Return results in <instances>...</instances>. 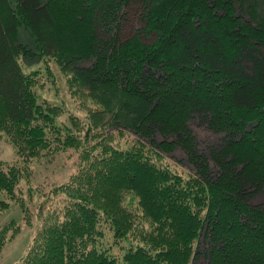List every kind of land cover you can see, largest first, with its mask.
<instances>
[{
	"label": "trees",
	"instance_id": "1",
	"mask_svg": "<svg viewBox=\"0 0 264 264\" xmlns=\"http://www.w3.org/2000/svg\"><path fill=\"white\" fill-rule=\"evenodd\" d=\"M115 1L0 0V134L26 163L0 161V213L14 201L30 225L19 185L30 181L29 162L70 148L79 153L74 173L48 192L62 195V207H49L19 264H264V202H249L264 191V0ZM154 2L168 9L155 30L146 28ZM58 13L73 40L82 26L79 42L67 47L57 38ZM20 23L42 56L88 88L100 107L90 116L96 129L161 127L172 134L183 125L174 116L151 119L152 95L165 77L173 94L163 103L175 102L177 87L190 88L181 104L228 133L213 153L218 172L198 158L196 174L186 178L155 166L135 150L137 139L124 149L109 142L84 148L86 136L72 133L76 119L72 128L57 123L58 107L39 100V72L21 69L18 57L35 53L17 41ZM93 30L110 34L108 51ZM81 58L92 62L78 67ZM19 228L14 221L0 227V252ZM106 232L112 243H127L120 258L101 246Z\"/></svg>",
	"mask_w": 264,
	"mask_h": 264
},
{
	"label": "rangeland",
	"instance_id": "2",
	"mask_svg": "<svg viewBox=\"0 0 264 264\" xmlns=\"http://www.w3.org/2000/svg\"><path fill=\"white\" fill-rule=\"evenodd\" d=\"M117 1H115L116 4H118ZM103 2L105 3V0ZM150 5L151 21L146 25V28L155 30L159 28L156 26L158 18L167 16L168 9L166 4L165 6H159L157 2H154ZM58 15V23L53 27L57 38L67 47L70 44H74V42H79L78 39H82L84 34L82 26L76 29L77 34L73 40L71 32L64 29L61 24L63 15L61 13H58ZM127 33H132L131 29ZM92 34L98 37L97 40L100 45L101 42L107 41L108 51L110 42L108 37H110V34L103 30L99 32L93 30ZM76 38L77 41L75 40ZM17 41L35 53L33 55L21 54L18 60L21 69L25 73L32 71L39 72V82L33 86L39 100H46L50 105L58 107L59 117L57 123H63L71 127L70 118L76 119L77 127L72 133H75L82 139H84V135L86 136L88 144L84 145V148L92 144L100 143L103 145L109 142L112 146L124 149L135 143L134 140L137 139L141 141V147H137L135 150L141 154L148 153L152 164L155 166L161 168L162 166H166L186 178L196 174L195 166L197 165L194 159L198 158L202 163L204 162L203 164H207L211 172L214 174L218 172L213 153L220 150L222 144L228 138V133L220 128L211 127L208 124L210 121L209 117L189 112L186 106L181 104V97L183 95L189 96L187 90L190 88L185 87L186 89L183 88V92H181L177 87V80L173 79V87H177L178 91L174 92V94L176 93L175 102L173 104L163 103L162 100L166 94H173L169 89L170 81L165 77L163 84L158 86L156 94L152 95L155 106L153 114L151 112L150 115L151 119L159 120L160 116L167 119L176 117L179 123L183 125L182 127H178L177 131H173L172 134L166 133L161 127L155 128L153 131L140 128L138 132L137 130L135 132L132 129H126L121 126L108 129L105 126L96 129L90 124V116L92 111H98L100 107L94 103L88 88L76 83L73 80V72L63 69L54 58L45 57L40 54L34 35L24 23H20L17 26ZM139 49L138 47L134 48V46L128 47L129 51H138ZM91 62V59L86 60L85 58H81L76 63L78 67H88ZM71 81H74V83H71ZM97 148L99 149V147ZM75 150L70 148L53 158L41 156L29 162L32 171L30 181L25 182L22 180L19 185L26 198V205L31 212L28 218L31 223L27 225L26 217H24L25 215L21 207L14 201H10L8 208L0 213V227H4L13 221L20 225L18 232L4 245L0 252V264H19L28 252L44 214L50 211L49 207L52 210H58L62 207V195L55 197L48 195V192H51L55 186L65 183L76 170L79 164V153ZM77 151H80V149ZM18 152L7 134L1 133L0 161L9 164H26ZM29 188L33 191L30 196H28ZM37 190L45 192L46 195H40V192H36ZM4 198L3 192L0 191V199ZM47 198H50V200L45 201ZM249 202L252 204L263 203L264 191L251 196ZM101 246L103 248L109 247L108 253L120 258L126 251L127 243L125 241L118 244L112 243L111 232H106ZM191 264H205V260H195Z\"/></svg>",
	"mask_w": 264,
	"mask_h": 264
}]
</instances>
